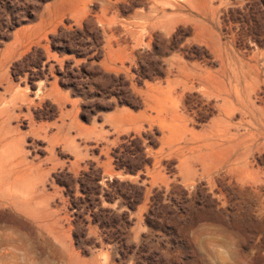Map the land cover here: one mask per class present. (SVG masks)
I'll list each match as a JSON object with an SVG mask.
<instances>
[{"label": "rangeland", "instance_id": "rangeland-1", "mask_svg": "<svg viewBox=\"0 0 264 264\" xmlns=\"http://www.w3.org/2000/svg\"><path fill=\"white\" fill-rule=\"evenodd\" d=\"M0 264H264V0H0Z\"/></svg>", "mask_w": 264, "mask_h": 264}]
</instances>
